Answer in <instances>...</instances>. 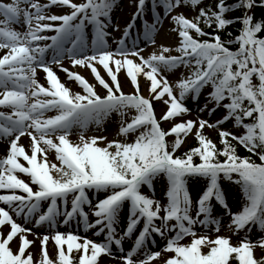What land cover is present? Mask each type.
Returning <instances> with one entry per match:
<instances>
[{"label": "snow or ice", "instance_id": "6c2138e0", "mask_svg": "<svg viewBox=\"0 0 264 264\" xmlns=\"http://www.w3.org/2000/svg\"><path fill=\"white\" fill-rule=\"evenodd\" d=\"M135 3L131 20L113 39L116 47L111 49L108 37L121 32L120 25L112 23L117 0L0 2V50H6L0 54V108L7 109L0 110V139L7 144L0 157V264H101V257L122 264H264V258L254 255L255 248L264 249V236L256 242L249 238L253 230L264 233V37L259 35L264 21L248 14L257 0H238L234 5L218 0L215 9L199 7L202 0ZM53 6L68 11L54 14ZM258 6L264 7V0ZM182 8L198 14L189 18L177 11ZM239 8L245 10L242 17L226 18ZM148 11L151 23L144 19ZM166 18L178 44L161 45L158 52L143 56L139 41L155 46V35ZM236 22L242 25L239 34L222 40L218 33ZM201 23L213 32H206ZM234 43L236 50L227 46ZM173 51L177 55H167ZM64 58L72 67L89 69L106 94H98L83 76L64 68ZM53 64L82 93L66 87ZM180 67L189 73L181 74L173 86L164 73ZM122 70L131 94L122 90L118 79ZM38 71L45 74L47 87L38 81ZM141 76L148 82V96L141 92ZM208 86L211 91L197 113L212 117L223 109V114L214 122L199 115L182 119L192 111L185 101L190 98L198 104ZM154 102L165 106L159 118ZM113 113L120 117L117 136L123 139L85 136L91 125L101 128ZM162 122L171 126L165 129ZM228 122L239 132L222 127ZM205 128L218 132L220 147L204 134ZM73 130L76 142L70 139ZM189 134L198 146L177 156ZM25 136L30 138V151L19 143ZM237 146L250 155L240 156ZM53 151L58 164L49 161ZM160 177L166 180L164 202L154 196L153 182ZM192 179L206 182L195 199L188 188ZM223 181L239 188L235 212ZM142 186L153 195H146ZM125 206L126 227L118 231ZM220 210V215L214 214ZM225 217L228 223L222 225ZM73 224L84 234L73 231ZM222 226L240 236L237 244L219 234ZM61 227L66 230L59 231ZM90 230L102 239L89 238ZM157 238L164 244L154 251ZM36 240L39 254L34 257L30 248ZM126 240H132L127 251Z\"/></svg>", "mask_w": 264, "mask_h": 264}, {"label": "rangeland", "instance_id": "374dc122", "mask_svg": "<svg viewBox=\"0 0 264 264\" xmlns=\"http://www.w3.org/2000/svg\"><path fill=\"white\" fill-rule=\"evenodd\" d=\"M4 2H11V0H2ZM82 0H73V2L75 3H80ZM41 2H47V0H41ZM116 10V11H115ZM134 10H136V3L135 0H117V4H116V9L114 8L112 11V23L113 24H119L121 27V32L120 33H112L111 36L108 37V45L110 46L111 49H115L116 45L113 43V39H118L120 37V35L122 34V30L123 28L127 25V23L131 20L132 14L135 12ZM68 11L66 8H63L61 6H53L50 9L51 13L54 14H61L63 12ZM162 16H163V9L159 8V10H157ZM177 11H182L184 12V14L186 16H188L189 18H192L193 16H195L194 10H190L189 8H182L179 9ZM173 15L176 14V12L174 11L172 13ZM149 22H152V15H150L149 18ZM138 23L140 24L141 27V22L138 20ZM15 28H17V26H14ZM172 27L173 25L170 22V18H166L163 20V24L161 27H159L158 32L155 35V40H156V45L153 46L151 44H148L147 42H141L139 43V46L141 48L144 49V52L142 53L143 56L147 57L148 55H150L152 52L159 51V46L163 45V46H168V47H175L178 44V37L177 34L175 32L172 31ZM23 30V28H22ZM142 30V28H141ZM109 31L111 32V29H109ZM132 43H128L129 46H131ZM167 55H177V53H175L174 51L171 53H168ZM67 64H69V70L75 73H79L81 76H83L90 84H92L98 94L103 95L106 90H104L102 88V86H100L98 84V82L95 80L94 76L92 75L91 71L87 68H82L80 66H76V67H72L70 60H67L63 63V67L67 66ZM66 68V67H64ZM98 70L100 71L101 76L110 83V78L107 76V74L105 73V71L103 70V68L99 65H97ZM56 72V74L58 75L57 71H61L60 68H58L57 70H54ZM42 76V84L44 81V77L45 74L42 71H38ZM64 76L66 77V79L69 80V78L67 77V74L64 71H61ZM189 73L188 69H185L183 67H180L179 69L173 71V72H165L164 75L167 76V79L169 80V82L171 84H173V86L175 85V82L180 78L181 74H183L184 76H187ZM39 74V75H40ZM59 76V75H58ZM59 79H61V81H63V83L65 84V81L63 78H61L59 76ZM118 79L121 82L122 85V90L124 91L125 94H131L133 92V88L130 84V82L127 80L124 71L122 70L119 74H118ZM72 81V80H71ZM139 83H140V88H141V92L145 95L148 96V91H147V87H148V82L141 76L139 78ZM44 85V84H43ZM45 86V85H44ZM66 87H68L73 93L75 92H81L82 93V89L78 86L73 87L74 85H71L69 83L65 84ZM77 89V90H76ZM211 91V88L206 87L205 89L202 90V94L200 97V100L197 103H193L191 101V99L189 98L187 101H185L186 106L189 107L192 111L191 114L184 116L182 119L187 120V119H197V116L199 115L200 118L203 119H208L210 122H214L216 119H218L222 114H223V109H218L217 112L215 114H213L212 117H209L207 112L204 113H197V107L202 106L205 102V96L208 94V92ZM209 107H211V105H209ZM165 110V106L162 104V102H157V111H156V115L157 118H159L163 111ZM7 111V109H6ZM132 114H134L132 111L129 112V116H131ZM48 116H51V113H48ZM125 119H128V117H125ZM119 120L120 117L117 116L116 113H113L102 125L101 128H97L95 125H91L88 129V131L85 133V136H92V135H96V136H107L108 140H112L114 138L117 139H123V137H118L117 136V132H118V127H119ZM165 127L169 128L171 125L166 122V124H164ZM225 129L231 130L233 132H239V129H236L233 127V123L232 122H228L225 125L222 126ZM204 132L206 133V136H208L214 143H218L219 142V136H218V132L215 129H209V128H205ZM194 135L189 134L185 139H184V143L182 144V146L180 147V149L176 152H180L181 150H185L188 148V146L191 145L193 139H194ZM70 139L73 142H76L78 140V136L76 135V130H73L72 135L70 136ZM129 140L132 139V137L130 136L128 138ZM172 139V137H171ZM170 139V140H171ZM19 143L21 145H23L26 150L30 151V138L25 136L22 137L21 140L19 141ZM7 148V144L5 143L4 140L0 139V157L5 155V151ZM53 156L51 158H49L50 163H57V161H55V156H54V151L52 152ZM21 163H25L26 166V162H24L23 160H21ZM19 178L24 179L25 181H28V177L23 175V174H18ZM154 196L156 199L161 200V202L165 201V190H166V180L163 177L157 178L154 182ZM224 186L227 187V200L229 203V206L232 208V210L235 212L238 210L239 206H240V200H241V196H240V192L239 189L237 188L236 185H228V183H223ZM205 184L204 183H189L188 184V188L190 193L192 194L193 198L195 199L204 189ZM142 191L146 194V195H153V193L147 189V186H142ZM3 206V205H0ZM126 207L125 209H122V213H121V219L125 216L126 213ZM222 213V210L214 212V214L220 215ZM19 223H22V221H20ZM228 223V219L225 217L222 221V225H226ZM31 224L26 225V227H31ZM126 227V221L120 222L119 226H118V231L123 230ZM6 228V227H5ZM4 228V231L6 232L8 229ZM34 230V228H33ZM38 230V229H36ZM66 229L61 227L59 229V231L64 232ZM72 230L74 231H79L80 234H84L82 229H77L75 224H73ZM197 231H203V229L197 228ZM35 232V231H34ZM40 233H43L42 231H37ZM220 235H224V236H230L231 237V242L235 245L238 243L240 236L237 235H233L231 232L227 231L225 227L222 226L221 231L219 233ZM89 238L94 239V240H101L102 237L96 238L95 236H93V230H90L87 234H86ZM261 236H264V233H260L259 231L253 230V232L250 234V239L253 242H256ZM30 240L34 239L33 236L29 235L28 237ZM134 239V237H133ZM185 243L187 242V240L184 241ZM164 244V241L160 240L159 238H157V247L155 249L152 250H158L159 247H161ZM132 245V240H126L123 244V247L125 249V251L129 250L130 247ZM50 254L54 257L55 256V249L54 246L52 244V242L50 241L49 245H48ZM206 250V249H205ZM30 251L34 254V257H37L39 254V246L34 247L32 246L30 248ZM115 251V249H114ZM254 255L256 257H260L262 255V249H260L259 247L254 249ZM101 264H122V261L119 260H113L109 257H101ZM152 264H158L157 261H153Z\"/></svg>", "mask_w": 264, "mask_h": 264}, {"label": "trees", "instance_id": "16d2710c", "mask_svg": "<svg viewBox=\"0 0 264 264\" xmlns=\"http://www.w3.org/2000/svg\"><path fill=\"white\" fill-rule=\"evenodd\" d=\"M218 3V0H207L204 7L207 8L208 6H212L213 9H215V5ZM238 3V0H225V4L226 5H234ZM260 0H257V5L253 7V9L248 13L253 15L254 20L256 21H264V7H259ZM245 10L242 8L239 9H233L232 11H230V16H227L228 14H226V18L228 19H235L237 17H242L244 15ZM203 28L206 32H213V28H208L205 25H203ZM214 27V26H213ZM242 25L239 22L233 23L232 25L227 26L224 30L220 31L218 34L221 36L222 40H228V39H234L235 36H237L239 34V30L241 29ZM228 33H231L232 35L229 36ZM261 37H264V32L259 34ZM197 142H194L193 147H196ZM238 154L240 156H248L250 155V153L246 152L245 150L239 149L237 148ZM183 153H181L182 155ZM255 157H253L254 159ZM194 160H196V162H198V158H194Z\"/></svg>", "mask_w": 264, "mask_h": 264}, {"label": "bare ground", "instance_id": "6f19581e", "mask_svg": "<svg viewBox=\"0 0 264 264\" xmlns=\"http://www.w3.org/2000/svg\"><path fill=\"white\" fill-rule=\"evenodd\" d=\"M115 9H116V7H115ZM116 11V10H115ZM18 30V29H17ZM53 156V154H52V152H50L49 153V158H51ZM124 220H126V219H124ZM121 222H122V220H121ZM33 246L34 247H37V246H39V240H36L35 241V243L33 244Z\"/></svg>", "mask_w": 264, "mask_h": 264}]
</instances>
